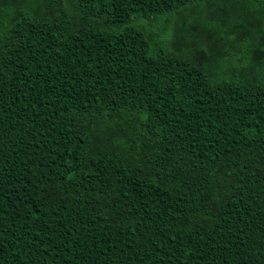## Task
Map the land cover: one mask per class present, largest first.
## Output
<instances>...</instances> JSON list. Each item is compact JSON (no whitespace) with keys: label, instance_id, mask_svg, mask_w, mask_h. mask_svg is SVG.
Returning a JSON list of instances; mask_svg holds the SVG:
<instances>
[{"label":"trees","instance_id":"16d2710c","mask_svg":"<svg viewBox=\"0 0 264 264\" xmlns=\"http://www.w3.org/2000/svg\"><path fill=\"white\" fill-rule=\"evenodd\" d=\"M218 1L0 0V264H264V0Z\"/></svg>","mask_w":264,"mask_h":264},{"label":"rangeland","instance_id":"374dc122","mask_svg":"<svg viewBox=\"0 0 264 264\" xmlns=\"http://www.w3.org/2000/svg\"><path fill=\"white\" fill-rule=\"evenodd\" d=\"M218 9L223 10V17L228 18L229 21H233V13L234 11L231 10L229 6V2L225 0H221L215 3L206 2V3H199L195 5L194 7H189L185 9L183 12L187 15L190 19H203L205 22H209L207 19V16L216 15L218 13ZM222 14V12H221ZM215 21L211 22L213 24ZM233 33L231 32L230 35ZM229 38H232V36H229Z\"/></svg>","mask_w":264,"mask_h":264}]
</instances>
